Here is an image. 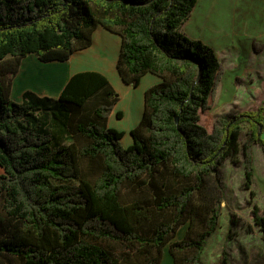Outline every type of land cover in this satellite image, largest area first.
<instances>
[{
  "label": "trees",
  "instance_id": "16d2710c",
  "mask_svg": "<svg viewBox=\"0 0 264 264\" xmlns=\"http://www.w3.org/2000/svg\"><path fill=\"white\" fill-rule=\"evenodd\" d=\"M196 5L0 0V65L8 62L0 70V264H160L167 245L173 264H202L223 202L209 181L225 162L243 164L250 189L253 146L264 154V106L215 121L210 131L200 124L224 71L210 45L182 32ZM98 27L121 38L115 69L125 84L138 88L146 74L162 79L145 92L126 149L123 132L108 127L118 94L99 72L71 75L56 98L31 91L10 98L23 59L67 62L92 46ZM125 186L151 197L122 203ZM249 204L264 241V209ZM230 217L233 236L243 224ZM186 224L185 236L169 244ZM218 264H228L225 250Z\"/></svg>",
  "mask_w": 264,
  "mask_h": 264
},
{
  "label": "rangeland",
  "instance_id": "374dc122",
  "mask_svg": "<svg viewBox=\"0 0 264 264\" xmlns=\"http://www.w3.org/2000/svg\"><path fill=\"white\" fill-rule=\"evenodd\" d=\"M98 29L102 32L97 47H95L92 54L95 55L98 50L102 56L107 53L109 57L100 59L93 56L91 59L86 58V61L90 60L93 64L106 69L108 72L100 68L87 66L77 68L65 75L62 72V66L56 62L44 64L30 56L22 61L21 69H19L12 83L10 98L12 101H19L24 91H31L38 96L56 98L71 73L80 70L94 71L89 69H96V72L106 76L118 94V101L108 118V127L123 132L120 143L126 149L132 145L131 130L139 125L143 117L145 92L150 87L160 83L162 79L152 74H146L155 77L156 81L150 84L144 92L141 118L135 125L125 129L139 116L142 108V90L153 79L144 78L142 82L140 81L139 88L125 84L121 80L117 69H115L116 64L114 67L111 64L113 61L111 56L115 53L118 45V40L114 37L116 34L113 35V33L111 34L100 27L96 30ZM182 32L189 38L201 39L204 43L212 46L224 69L213 108L200 114V124L203 127L210 131L215 121L224 122L228 116L233 115L235 112L256 110L264 106V0H197L192 16L183 26ZM102 33L107 34V36L102 37ZM116 36L120 38V36ZM120 47L121 38L117 60ZM76 58L77 60L82 59L81 56ZM69 60L67 64L70 62ZM7 63H2L0 70H3ZM62 65L68 71V68H75L77 63H72L70 67L64 63ZM46 91L49 94H46ZM18 95L19 97L16 98ZM118 113H120V117L117 116ZM241 127L245 131L246 125ZM126 135H129L128 139L123 140ZM262 138L264 139V133ZM128 141L129 143L125 144ZM252 168L253 183L250 189L244 187L245 167L243 164L240 167H234L230 162H225L209 181L208 187L214 189L215 197L221 198L223 202L218 226L215 232L205 241L201 253L202 264H218L223 250L228 254V264H240V261L236 260L239 255L235 250L238 252L237 248L247 238L239 239L237 236L241 232H247L248 227L251 228V232L253 231L250 225L252 219L249 217L251 208L249 202L264 209V154L258 145H254L252 148ZM170 184L173 185L172 182ZM251 192L254 193L253 197H251ZM150 197V193L143 191L140 186L135 188L125 186L122 191L121 202L144 201ZM195 199L200 203V194H195ZM230 213L238 215L243 224L242 229L238 230L240 232L233 236L231 234L235 228L231 223ZM187 228L188 224L181 226L175 238L169 244L181 240L185 236ZM195 229L201 231L198 224ZM251 239L254 243L256 240L255 235ZM113 249L116 253L120 252L118 246H113ZM160 264H173L169 245L164 249Z\"/></svg>",
  "mask_w": 264,
  "mask_h": 264
},
{
  "label": "crops",
  "instance_id": "0c3cea01",
  "mask_svg": "<svg viewBox=\"0 0 264 264\" xmlns=\"http://www.w3.org/2000/svg\"><path fill=\"white\" fill-rule=\"evenodd\" d=\"M102 31L100 29L98 30H95V33L93 34L92 36V39H93V44L91 47L87 48V49H84V50H81V51H77L75 52L71 57V60H69L70 62H64V64H66L68 67L71 66L72 63L76 62L77 63V66L75 68H71L69 69L68 68V71L67 69L65 70V67L62 65L63 63H60V62H56L58 65H61L62 66V72H64L65 75L69 74L70 72H72L73 70H76L77 68H82V67H95V68H100V69H103L104 71L108 72L106 69L104 68H101L99 66H96L95 64H93L90 60L89 61H86V58H93V56H96L98 58H102V59H105L107 57H109V54L106 53V55L104 54L103 56L101 55V52H99L98 50L96 51L95 55L92 54L93 50L95 49V47H97V44H98V40L100 38V33ZM114 35V34H113ZM114 37L118 40V45H117V49H115V53L114 54V57H113V54L111 56V58H113V61L111 64H113V67L115 66V62H116V59H117V52L119 50V45H120V38L117 37L116 35H114ZM198 39V38H196ZM201 40V39H200ZM212 47V46H211ZM213 48V47H212ZM81 56L82 59L81 60H77L76 57H79ZM24 60V59H23ZM22 60V61H23ZM55 63V62H53ZM21 65H22V62H21ZM21 65H20V69H21ZM223 66V65H222ZM89 70H96V69H89ZM81 71H86V70H80V71H76L74 73H71V75L77 73V72H81ZM99 71V70H97ZM224 71V69H223ZM224 74V72H223ZM144 78H152L153 80L146 86V88H144L142 90V108H141V112L139 114V116L137 117V119L134 120V122L128 126L127 128L125 129H129L130 127H132L133 125H135L139 119L141 118L142 116V112H143V96H144V92L145 90L147 89V87H149L150 84H152L153 82L156 81L155 77L153 76H144L142 79H141V82ZM141 82H140V85H141ZM139 85V87H140ZM138 87V88H139ZM62 89V88H61ZM13 90H14V87H13ZM26 90V89H25ZM31 90V89H30ZM61 91V90H60ZM59 92V91H58ZM21 94V93H20ZM19 94V95H20ZM46 94H49L47 91H46ZM16 96L17 97H19ZM21 98V97H20ZM216 99H217V96H216ZM20 100V99H19ZM262 107V106H261ZM263 127H264V122H263ZM263 133H264V130H263ZM127 137H129L128 135H126L124 137V139H128ZM123 139V140H124ZM130 141V139H129ZM129 141L125 144H128ZM0 172H1V169H0ZM250 225L252 226V229L253 231L250 232V233H246V232H241L240 234H238V238L239 239H242V238H247L246 240H244L243 242H241V244L239 245V247L237 248L238 249V252L235 250V252L239 255V257L237 258L236 257V260H239L240 261V264H264V241L262 239V234L261 232H259V230L254 226L253 224V221L252 223H250ZM255 235V242L252 243V236ZM257 236V237H256ZM234 252V253H235ZM233 255V254H232ZM243 261V262H242ZM229 263V261H228Z\"/></svg>",
  "mask_w": 264,
  "mask_h": 264
},
{
  "label": "bare ground",
  "instance_id": "6f19581e",
  "mask_svg": "<svg viewBox=\"0 0 264 264\" xmlns=\"http://www.w3.org/2000/svg\"><path fill=\"white\" fill-rule=\"evenodd\" d=\"M104 32V31H103ZM107 36V34H105V33H102V37H106ZM127 99V98H126Z\"/></svg>",
  "mask_w": 264,
  "mask_h": 264
},
{
  "label": "water",
  "instance_id": "95a60500",
  "mask_svg": "<svg viewBox=\"0 0 264 264\" xmlns=\"http://www.w3.org/2000/svg\"><path fill=\"white\" fill-rule=\"evenodd\" d=\"M175 122H176V123L178 122V119H177V118L175 119Z\"/></svg>",
  "mask_w": 264,
  "mask_h": 264
}]
</instances>
